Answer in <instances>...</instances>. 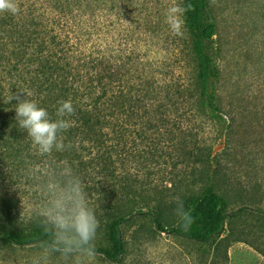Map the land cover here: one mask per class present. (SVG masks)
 I'll return each mask as SVG.
<instances>
[{
    "label": "rangeland",
    "instance_id": "1",
    "mask_svg": "<svg viewBox=\"0 0 264 264\" xmlns=\"http://www.w3.org/2000/svg\"><path fill=\"white\" fill-rule=\"evenodd\" d=\"M34 1L51 21L56 0H17L20 10ZM172 3L98 0V45L115 58L121 80L130 86L137 82V72L148 78L151 98L159 104L150 107L147 100L150 106L132 119L142 123L126 125L124 149L115 127L114 138L98 151L113 145L107 179L141 189L138 201L144 196L159 200L165 228L180 224L174 198L180 197L191 211L205 187L226 200L229 217L220 236L200 243L160 232L149 215L132 211L130 221L121 225L124 252L119 261L97 253L92 264H264V0H206L215 24L211 40L202 41L214 72L218 110L213 115L200 105L193 40L186 28L176 36L166 23ZM2 28L0 60L20 43ZM176 88L179 93L171 99L160 97ZM15 172L0 175V190L21 195L20 216L26 218L44 202L33 193L41 186L32 169ZM128 185L124 190L130 191ZM96 246H108L105 226L98 229ZM40 256L39 245H0L5 264H37Z\"/></svg>",
    "mask_w": 264,
    "mask_h": 264
},
{
    "label": "trees",
    "instance_id": "2",
    "mask_svg": "<svg viewBox=\"0 0 264 264\" xmlns=\"http://www.w3.org/2000/svg\"><path fill=\"white\" fill-rule=\"evenodd\" d=\"M54 2L51 21H46L35 1L24 6L19 16L8 13L0 16L4 35L15 34L20 42L16 49L0 60V175L5 172L16 174L15 169L23 167L26 171L40 168L45 159L54 164L71 163L86 184L100 226L106 228L108 246H96V251L112 263L118 262L124 252L121 225L130 221L132 211L138 215H149L160 232L169 231L195 242L207 243L220 236L229 217L227 202L210 187H205L201 197L192 201L190 212L194 223L185 231L180 226L165 228L159 200L144 196L138 201L141 189L130 188L126 182L122 185L120 180L118 183L110 177L107 179L106 172L114 163L113 145L103 152L98 150L114 138L112 132L115 127L118 128V142L124 149L126 125L142 123L140 118L132 119L139 109L146 110L150 106L147 100L152 102L150 107H158L155 105L159 104L151 98L154 89L148 78L143 79L137 72V82L130 86L126 80H121L116 70L120 67L114 64L115 58L103 51L102 43L98 45V0ZM182 3L194 6V10L185 15V28L197 53L200 105L213 115L218 110L213 102L211 80L214 72L202 41L211 40L215 24L209 16L206 0H182ZM126 43L124 40L125 48ZM8 91L18 93L22 98L19 91L31 92L30 98L53 117L58 102L71 99L76 112L71 118L72 126L64 133V142L71 144V149L54 151L47 158L40 157L25 130L15 120L14 105L17 101L6 102ZM134 91L136 96L132 94ZM178 93L176 88L160 97L171 99ZM127 185L130 191L124 190ZM33 193H38V199L44 200L41 187ZM20 197L17 192L0 190V245L24 247L39 245L40 241L47 239L35 219L30 218L34 212L26 218L20 216Z\"/></svg>",
    "mask_w": 264,
    "mask_h": 264
},
{
    "label": "clouds",
    "instance_id": "3",
    "mask_svg": "<svg viewBox=\"0 0 264 264\" xmlns=\"http://www.w3.org/2000/svg\"><path fill=\"white\" fill-rule=\"evenodd\" d=\"M191 3L184 4L173 0L166 9L165 19L171 32L183 36L185 15L193 11ZM17 15L20 12L17 0H0V13ZM18 93L8 91L6 102L16 100L15 120L31 139L38 155L47 158L55 152L71 149L64 142V133L72 126V117L76 109L71 99L61 100L55 116L31 99V92ZM33 179L40 184L44 193V202L34 210V218L47 239L40 241L41 256L37 264H92L95 260L96 240L100 221L96 207L89 199L86 184L71 163L64 161L54 164L45 159L40 168L33 170ZM101 179V178H98ZM175 214L179 226L187 231L194 223L190 210H186L180 197H175ZM0 264H5L0 260Z\"/></svg>",
    "mask_w": 264,
    "mask_h": 264
}]
</instances>
